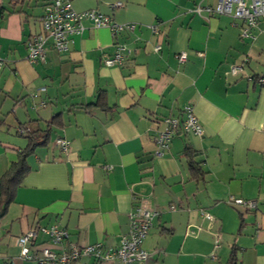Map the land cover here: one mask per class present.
Masks as SVG:
<instances>
[{
  "label": "crops",
  "instance_id": "obj_1",
  "mask_svg": "<svg viewBox=\"0 0 264 264\" xmlns=\"http://www.w3.org/2000/svg\"><path fill=\"white\" fill-rule=\"evenodd\" d=\"M49 1L0 0V180L28 145L20 129L59 121L29 155L30 170L0 217V264H37L16 242L36 226L68 229L67 244L116 248L141 201L158 211L144 241L147 264H264V19L250 40L242 20L194 11L216 0H72L78 12L137 27L114 36L86 19L68 51L49 41L45 60L32 64L27 42L41 32ZM118 43L131 52L107 66ZM236 63L244 71L233 75ZM187 105L203 134L181 133L156 155L155 120L182 116ZM58 137L70 141L67 152ZM187 147L200 172L190 169ZM46 243L40 233L31 247L40 254ZM70 264L99 263L86 255Z\"/></svg>",
  "mask_w": 264,
  "mask_h": 264
},
{
  "label": "built area",
  "instance_id": "obj_2",
  "mask_svg": "<svg viewBox=\"0 0 264 264\" xmlns=\"http://www.w3.org/2000/svg\"><path fill=\"white\" fill-rule=\"evenodd\" d=\"M122 2H116L113 6H123ZM204 10L211 14H225L235 19L243 21L241 25V36L243 39H254V30L257 29L264 19V0H216L212 7L203 8L197 5L194 11L201 14ZM92 20L96 27H109L115 36L124 31H133L137 27L135 23H117L109 16L96 10L78 12L74 9L72 0H50L45 4L44 14L41 17L42 30L33 35L27 42L29 50L28 59L32 64L44 61L46 58V46L51 42V46L58 52H66L69 49V41L72 35L81 33L84 30L83 21ZM157 30V28H154ZM160 46L155 50L159 51ZM131 52L123 43H118L113 56L105 59L107 66L123 64L126 54ZM179 59L184 62L187 59L186 52L179 55ZM248 61V57L244 62ZM2 63L0 62V67ZM244 63L232 64L231 73L238 75L244 71ZM264 83V77L259 79ZM36 96L37 93L32 92ZM44 104V103H43ZM156 124L162 125L156 138V155H163L170 148L171 142L177 135L203 134V128L195 115L193 106L187 105L182 116L165 117L155 120ZM21 133L25 128L20 129ZM56 145L63 152H67L70 141L64 137L55 140ZM236 205H243L248 210L255 209V200H245L231 197L229 200ZM172 209L176 206L172 205ZM201 213L211 223L215 217L205 211ZM158 215L157 209L151 208L145 202H139L130 214V229L127 234L122 235L121 241L116 248H104L101 244L80 246L74 243H66L70 233L68 229L58 225L36 226L17 237V244L21 247L24 259L37 261V264H70L82 256L90 255L96 262H118L120 264H147L151 253L144 247V241L149 235L154 224V218ZM47 237V243L40 249V254L32 249V243L39 234ZM215 247L220 246V233H215ZM212 258H216V253H212Z\"/></svg>",
  "mask_w": 264,
  "mask_h": 264
},
{
  "label": "trees",
  "instance_id": "obj_3",
  "mask_svg": "<svg viewBox=\"0 0 264 264\" xmlns=\"http://www.w3.org/2000/svg\"><path fill=\"white\" fill-rule=\"evenodd\" d=\"M57 118L58 116L53 118L50 126L59 122ZM50 126L45 130H42L41 128L36 129L31 126L25 128L24 134L28 139V145L19 153L18 158L12 162L9 169L0 180V217L6 213L9 205L14 201L18 187L30 170L27 163L29 155L35 151L36 147L45 145L50 140ZM185 154L189 158L188 163L190 169L194 171V173L195 171L200 172L201 170L198 166L199 163L193 159V156L195 155L194 151H192L190 147H187ZM194 178H196V175H194Z\"/></svg>",
  "mask_w": 264,
  "mask_h": 264
}]
</instances>
